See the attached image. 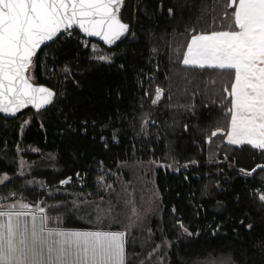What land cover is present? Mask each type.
I'll return each mask as SVG.
<instances>
[{"label":"trees","instance_id":"obj_1","mask_svg":"<svg viewBox=\"0 0 264 264\" xmlns=\"http://www.w3.org/2000/svg\"><path fill=\"white\" fill-rule=\"evenodd\" d=\"M235 2L125 0L120 14L131 33L116 47L73 30L40 49L29 75L58 96L43 111L0 116V176L11 175L0 196L62 214L47 225L82 228L51 201L102 195L126 160L173 162L178 170L155 174V242H168L166 264H264V167L249 172L264 164V150L225 141L234 73L182 63L192 35L237 30ZM92 42L106 55L93 53ZM17 150L34 162L30 175L17 173ZM130 245L126 264H137L139 247Z\"/></svg>","mask_w":264,"mask_h":264},{"label":"snow or ice","instance_id":"obj_2","mask_svg":"<svg viewBox=\"0 0 264 264\" xmlns=\"http://www.w3.org/2000/svg\"><path fill=\"white\" fill-rule=\"evenodd\" d=\"M120 4L121 0H0V112L14 115L29 105L40 109L51 103L53 93L34 87L24 75L36 50L57 37L61 25L65 30L76 25L89 37L115 43L129 30L117 18ZM234 17L238 30L193 36L183 63L223 70L221 75L231 76L234 71L231 103L235 112L228 141L264 150V0H239ZM159 95L158 90L153 103ZM259 199L264 201V196ZM4 215L8 220L0 225L5 229L0 233L5 241L0 245V264H23L30 254L24 237L26 223L0 212V217ZM35 236L34 226L31 238ZM59 236L77 253H90L94 264H123V233L61 232Z\"/></svg>","mask_w":264,"mask_h":264},{"label":"rangeland","instance_id":"obj_3","mask_svg":"<svg viewBox=\"0 0 264 264\" xmlns=\"http://www.w3.org/2000/svg\"><path fill=\"white\" fill-rule=\"evenodd\" d=\"M91 49L93 53L101 56L106 55L103 53H107L95 42L91 43ZM28 118L29 116L25 115L19 121L26 122ZM31 151H35L34 148H31ZM12 161L17 166V173L22 176L30 175L36 167L34 162L27 161L24 156H21L19 150L15 153ZM158 168L176 171L180 166L173 162L164 163L142 159L126 160L119 164L114 179L105 184L102 195L97 194L93 198H78L69 195L66 197L67 200L62 198L51 201V204L67 206V212L70 216L65 215L84 224L85 227L82 229L123 233V264L127 263L125 246L128 243L137 244L139 247L134 253H137V264H166L168 242L163 238L161 242H155L161 220L160 196L155 182V174ZM10 176L2 173L0 183ZM67 181L68 178L61 180L59 185H64ZM53 191L56 190H49V192ZM0 208L36 210L43 214L45 222L53 220L57 224L62 217L61 213L43 212L44 209H38L37 204L35 205L37 209L27 207V203L20 198L8 199L4 198L3 195L0 196ZM45 225L51 228H60L59 226L47 225V223Z\"/></svg>","mask_w":264,"mask_h":264},{"label":"crops","instance_id":"obj_4","mask_svg":"<svg viewBox=\"0 0 264 264\" xmlns=\"http://www.w3.org/2000/svg\"><path fill=\"white\" fill-rule=\"evenodd\" d=\"M237 0L235 2V8L238 7ZM238 30V28H237ZM211 34L209 33H198L194 34L190 37L188 45L191 43V39L196 35H205ZM187 47L183 56V59L188 55ZM182 59V63H183ZM184 64V63H183ZM185 65V64H184ZM194 66V65H187ZM198 67V66H197ZM234 73V71H233ZM235 84V75L233 77V81L231 86ZM234 100V96L231 95V87H230V124L229 131L225 136V141L229 143L228 136L231 132V117L235 112V109L232 106L231 101ZM231 144V143H230ZM247 144V143H244ZM239 145V144H234ZM251 146V145H250ZM0 212L2 213H11L12 218L15 220L17 216L21 221L26 223V231L24 232V237L27 242L30 244V254L27 261H24L23 264H94L91 259V254L77 253L76 249L68 245L66 243H62L63 238L59 236V233H70V232H116V231H105V230H86L79 228H51L45 225L44 216L41 212H37L32 209H24V208H14V209H6L0 208ZM8 220V216L4 215L0 217V225H3ZM35 226L36 236L33 240L32 231ZM5 229L0 226V233H4ZM51 233V235H49ZM20 235L17 234L16 240L20 239ZM4 240H0V245L4 244ZM123 260H124V252H123Z\"/></svg>","mask_w":264,"mask_h":264},{"label":"water","instance_id":"obj_5","mask_svg":"<svg viewBox=\"0 0 264 264\" xmlns=\"http://www.w3.org/2000/svg\"><path fill=\"white\" fill-rule=\"evenodd\" d=\"M124 1H125V0H121V4H120L119 9H118V11H117V18L120 19V21H121L122 23L128 25V26H129V30H128L127 33H125L124 36H122V37H121L119 40H117L115 43H113V44H108V43H106L105 41H103L100 37H89V36H87L86 33H84L82 30H80L76 25H73V28H72V29H68V30H65L64 27H63V25H61V33L58 34L57 37H54V39H53L52 41H46L45 43L41 44V45L39 46V48L36 50V53H37L40 49L44 48L45 46L54 43V42L60 37V35H61L63 32H65V31H73V30L77 31L81 36H83V37H85V38H88V39H92V40H94V41H97L98 43H100L101 45H103V46L106 47V48L116 47L119 43H121L122 41L126 40V39L130 36V33H131V24H130L129 22H127V21H124V20L122 19V17H121V14H120V11H121V8H122V5H123ZM233 5H234V1H233V0H230V3H229L228 6L230 7V6H233ZM35 55H36V54H35ZM35 55H34V56H35ZM34 56L32 57V60H31V63H30V65H29V67L25 70L24 75H25V77L29 80V83H31L34 87H43V88H46V89H48L49 91H51V92L53 93V96H52V98H51V103L45 105L44 107H42V108H40V109H36V108H34L33 106L29 105L28 107H26V108H22V109H20L19 111L15 112L14 115H13L11 112H0V116H2V117L5 118V119H14V118H16V117H17L22 111H24V110L27 109V108L31 109V110L34 111V112H40V111H43V110L49 108L51 105H53V103H54V102L56 101V99H57L58 93H57V91H56L54 88H52L51 86H48V85H46V84H43V83H37V82H34V81L31 79V77H30V75H29V69H30V66H31V64H32V61H33ZM261 167H264V164H262V163L257 164V165H256L253 169H251L249 172H250V173H253L255 170H257L258 168H261Z\"/></svg>","mask_w":264,"mask_h":264},{"label":"built area","instance_id":"obj_6","mask_svg":"<svg viewBox=\"0 0 264 264\" xmlns=\"http://www.w3.org/2000/svg\"><path fill=\"white\" fill-rule=\"evenodd\" d=\"M113 142L115 141V139L112 140Z\"/></svg>","mask_w":264,"mask_h":264}]
</instances>
